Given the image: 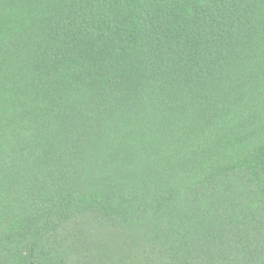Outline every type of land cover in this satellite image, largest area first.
Segmentation results:
<instances>
[{
	"label": "trees",
	"instance_id": "trees-1",
	"mask_svg": "<svg viewBox=\"0 0 264 264\" xmlns=\"http://www.w3.org/2000/svg\"><path fill=\"white\" fill-rule=\"evenodd\" d=\"M0 264H264V0H0Z\"/></svg>",
	"mask_w": 264,
	"mask_h": 264
}]
</instances>
